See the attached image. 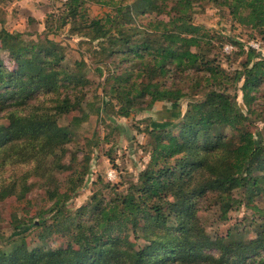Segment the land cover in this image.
<instances>
[{
	"label": "trees",
	"instance_id": "obj_1",
	"mask_svg": "<svg viewBox=\"0 0 264 264\" xmlns=\"http://www.w3.org/2000/svg\"><path fill=\"white\" fill-rule=\"evenodd\" d=\"M84 1L64 3L59 28L79 22L77 29L98 41L92 51L100 56V65L92 73L99 80L104 71L108 75L98 85L107 101L96 107V114L105 115L108 104L115 115L127 118L157 103L170 104L178 113L160 125L147 119L150 162L127 193L117 192L107 202L96 199L83 222L44 227L45 218L39 215L36 223L18 226L19 232L5 243L11 249L0 248V264H264V211L254 203L264 193V128L251 129L255 120L249 115L263 92L264 57L240 46L244 61L229 84L241 83L237 91L246 108L243 113L236 106L237 93L226 88L228 76L191 50L206 37L204 28L192 22L196 3L226 8L236 23L256 31L264 42V0H93L115 14L92 20L81 9ZM123 9L131 26L120 22ZM140 18L147 21L137 25ZM3 23L0 20V52L8 56L6 62L0 58V105L8 124L0 125V165L8 161L13 169L25 170L21 179L17 175L20 185L24 174L41 169L46 156L63 149L68 133L57 119L81 103L89 83L88 65L80 61L70 67L63 63L57 42L46 39L41 46L23 33L9 32ZM127 28L130 35L124 34ZM146 33L154 34V40ZM31 101L38 105L30 104L28 112L20 114ZM75 173L68 175L64 192L57 187L49 192L54 217L62 216L80 186ZM241 208L256 209L261 217L251 219V240H244L237 226L212 237L200 224L198 213L212 211L221 221ZM31 227L38 230L40 242L46 232L67 236L69 230L68 241L54 250H27L24 242ZM140 239L145 242L142 248L136 246Z\"/></svg>",
	"mask_w": 264,
	"mask_h": 264
},
{
	"label": "rangeland",
	"instance_id": "obj_2",
	"mask_svg": "<svg viewBox=\"0 0 264 264\" xmlns=\"http://www.w3.org/2000/svg\"><path fill=\"white\" fill-rule=\"evenodd\" d=\"M67 1L13 0L0 4V20L4 21L2 27L9 32L23 33L26 40L41 43V46L45 45L46 39L57 42L65 57L64 64L72 67L73 63L84 61L90 69L86 70L89 83L81 103L76 109L57 119L58 126L68 133L63 149L53 151L46 156L41 163V169L24 174L25 178L20 185L17 184V175L21 179L25 170L13 169L8 161L0 165V248H3L12 237L14 238L13 234L19 232L18 226L21 229L32 222L36 223L39 215L45 218L44 227L51 224L64 227V224H75L77 221L86 220L89 216L86 211L96 199L107 202L113 199L117 192L121 195L127 193L126 190L130 185L139 182L140 174L150 162L152 138L148 133L147 119L152 118V121L160 125L169 122L178 113L170 104L157 103L151 109L133 112L127 118L115 115L108 104L105 105L107 112L105 115L96 114V107L107 101V97L103 96V86L98 85L103 83L108 71H104L102 80L92 73L93 68L97 64L100 65L97 61L100 56L94 57L92 51L98 47V41L89 35H84L83 29H77L79 22L69 21L66 26L59 28L61 17L67 9L64 3ZM81 9L89 20L115 14L110 7L93 0L84 1ZM148 14L145 13V16ZM120 15V22L123 21L125 25L131 26L127 10L123 9ZM151 16L156 17L158 14L153 13ZM191 18L194 24L202 26L206 32L205 43L191 50L201 56V62L222 70L228 76L226 88L231 94L237 93L236 106L245 113V105L242 103L240 92L237 91L241 83L238 82L235 86L230 85L229 81L234 78L244 61L240 46L245 49L251 47V44H258L256 50L264 57V42L256 31L236 23L226 8L207 1L195 4ZM146 21L140 18L136 20V24L141 25ZM113 31L116 33L117 28ZM131 32L132 30L127 28L124 34L130 35ZM146 35L147 39L154 40V34L146 33ZM7 56L6 53L0 52V58L5 62ZM109 68V71H112L113 66ZM189 80L194 82V76L190 75ZM195 80L199 84L203 82L200 76ZM257 96L260 99L251 105L254 113L249 112L250 117L255 120L254 127L251 128H254L253 130L264 128V88ZM30 104L36 107L38 102H26L21 107L20 114H26ZM185 108L184 100L182 114ZM0 110V125L7 126V111L1 105ZM71 172H76L75 179L80 177L82 181L76 193L64 205L62 216L54 217L51 210L52 202L48 201L47 197L56 187L58 192L66 190L68 175ZM254 203L258 210L264 211V193L255 197ZM198 216L200 224L208 235L224 236L229 229L237 226L236 231L242 234L244 240L255 237L254 227L250 225L255 223L251 219H261L256 209L242 208L230 213L226 220L221 221H218L212 211L198 213ZM68 228H72V225H68ZM68 231H66L67 236L58 235L56 231L46 232L43 237L44 242H40L37 237L38 230L31 227L26 233L24 243L27 250L38 248L54 250L66 245ZM129 240L135 244L133 236H130ZM19 244L20 241L17 240L16 245ZM136 246L142 248L145 242L140 239ZM11 247L9 245L3 249L10 250Z\"/></svg>",
	"mask_w": 264,
	"mask_h": 264
},
{
	"label": "built area",
	"instance_id": "obj_3",
	"mask_svg": "<svg viewBox=\"0 0 264 264\" xmlns=\"http://www.w3.org/2000/svg\"><path fill=\"white\" fill-rule=\"evenodd\" d=\"M251 47H253L254 49H257L258 48V44H251Z\"/></svg>",
	"mask_w": 264,
	"mask_h": 264
}]
</instances>
